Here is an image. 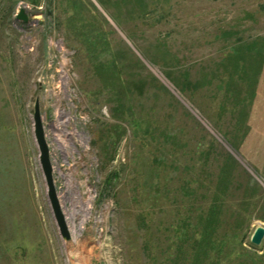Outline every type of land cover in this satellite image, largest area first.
Returning <instances> with one entry per match:
<instances>
[{
	"label": "rangeland",
	"instance_id": "rangeland-1",
	"mask_svg": "<svg viewBox=\"0 0 264 264\" xmlns=\"http://www.w3.org/2000/svg\"><path fill=\"white\" fill-rule=\"evenodd\" d=\"M259 225L264 0H0V264H264Z\"/></svg>",
	"mask_w": 264,
	"mask_h": 264
},
{
	"label": "water",
	"instance_id": "water-1",
	"mask_svg": "<svg viewBox=\"0 0 264 264\" xmlns=\"http://www.w3.org/2000/svg\"><path fill=\"white\" fill-rule=\"evenodd\" d=\"M19 19L27 20V16L24 13V10H21L19 15ZM34 134L35 138L40 150V163L41 167L47 182L48 186V197L52 206V210L57 221L61 236L66 239L71 237L69 227L65 220V216L61 210L59 200L55 191L54 179H53V167L50 160L49 147L45 138L44 128L42 124L39 102L35 105V113H34ZM264 240V226L259 225L251 238V242L255 246H259L262 244Z\"/></svg>",
	"mask_w": 264,
	"mask_h": 264
}]
</instances>
